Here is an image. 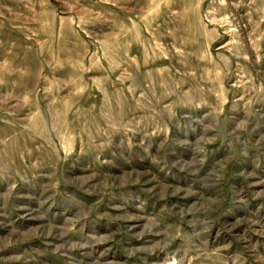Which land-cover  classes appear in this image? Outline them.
I'll return each instance as SVG.
<instances>
[{"label":"rangeland","instance_id":"1","mask_svg":"<svg viewBox=\"0 0 264 264\" xmlns=\"http://www.w3.org/2000/svg\"><path fill=\"white\" fill-rule=\"evenodd\" d=\"M0 264H264V0H0Z\"/></svg>","mask_w":264,"mask_h":264}]
</instances>
